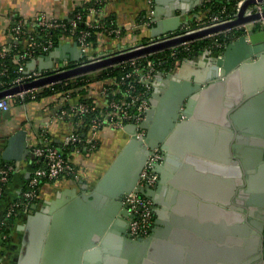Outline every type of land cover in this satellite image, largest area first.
Here are the masks:
<instances>
[{"label": "water", "instance_id": "water-1", "mask_svg": "<svg viewBox=\"0 0 264 264\" xmlns=\"http://www.w3.org/2000/svg\"><path fill=\"white\" fill-rule=\"evenodd\" d=\"M202 1L153 0L151 37L187 24L183 17ZM256 2L264 7V0H244L222 24L0 91L5 98L239 28L238 38L219 54L203 52L204 64L188 57L176 73L157 75L140 125L144 135L126 126L129 138L90 192L63 190L26 215L29 243L16 264H264V31L241 28L259 18L245 14ZM77 51L76 44H65L50 57L77 60ZM41 61L38 69L50 67ZM154 148L164 158L155 166L158 184L149 189L138 181ZM28 156L26 131L17 130L7 138L2 159ZM133 191L155 205L154 226L145 238L127 233L122 199ZM241 244L235 254L225 249Z\"/></svg>", "mask_w": 264, "mask_h": 264}, {"label": "built area", "instance_id": "built-area-1", "mask_svg": "<svg viewBox=\"0 0 264 264\" xmlns=\"http://www.w3.org/2000/svg\"><path fill=\"white\" fill-rule=\"evenodd\" d=\"M243 1L244 0H237L235 2L231 17L229 16L226 19H219L218 17L213 16L209 18L208 22L205 21L206 19H198L194 17L191 22L182 24L176 31L168 32L158 37H151L140 45L123 48L122 50L107 56L89 55L92 48L91 41L89 40L91 30L102 28V19L99 18L97 21L93 19V17H96V15L100 13V7L103 0H91L86 13L81 11L75 12L69 20L68 26H66L63 19L48 16L45 13H38L29 20L16 19L9 28L10 43L5 47L0 48V91L58 75L70 69L95 62L108 56L121 54L131 49L169 41L208 26L222 24L234 18ZM148 3L151 7L153 6V0H148ZM252 7H250V10H252ZM250 10L248 9L245 14L248 15L255 12L259 14V18L241 28L244 29L245 33L248 30L264 31V16H261L264 12V7L256 2L255 8L252 11ZM152 15L153 11L142 21L141 27H151L153 24ZM79 22L84 25L85 30L77 31V25ZM192 23H195L194 27L191 25ZM30 28L32 32L29 31ZM55 30L67 32L66 37L76 42L77 52L80 58L77 60L55 58L51 60L49 68L38 69L35 67L36 65H34L33 68H28L27 65L30 62L35 64L37 59H44V57L47 58V56L57 48L55 46V41L50 36ZM237 30H239V28ZM105 32L108 36L115 35L117 37L119 35L118 31L113 29L105 28ZM217 35L218 34L211 35L202 39L214 38ZM223 35L228 38L229 42L237 39L240 34L236 36L233 35L231 31H228L223 33ZM24 38L26 40L25 45L22 44ZM190 43L191 42H185L166 50L156 52L161 53L169 51L168 57L175 66L173 69L167 71L158 70L155 67V63L160 62L161 58L157 60L146 58L153 54L143 56L146 59L142 64L139 63L138 58L124 62L123 64L128 65L130 70L126 72L119 81V85L123 86V92L119 98L113 97L107 99L105 107L100 110L97 109L95 105L86 104L80 101L72 103L74 95H72L71 92L59 90L68 86L70 82L77 83L75 79L79 76L56 81L38 88L21 91L12 96L0 98V112H6L11 108L13 101L36 100L39 96L46 93V91H49L51 97H58V101L63 105L59 113L56 115L57 118L61 120L68 117L80 119L89 113L94 114L84 136L79 132L81 122L78 121L76 123L79 128L66 136L59 145L46 143L47 140L45 139L42 140L43 143L41 145L30 149V163L39 166L32 168L21 196L8 205L5 213L7 220L12 216H17L18 214L26 215L32 211V206L35 205L33 201L38 197V187L43 181L57 180L66 177L70 179L80 178L82 173L75 167L70 157L67 155L68 153L66 150L76 154H84L85 156L93 154L98 148V134L104 128L120 131L126 126L132 125L135 127V136L138 137L144 135V130L140 128V125L146 121V113L150 109V83L158 74H161L162 77L173 74L177 66V56L182 51L188 52ZM213 47L222 48L223 44L215 40ZM207 50L211 52V49ZM7 60L17 66L15 71L17 75L9 81L3 79L7 75L5 73L7 70ZM138 85H141L142 87L137 88ZM103 93L108 97L111 94L115 95L116 90L106 88L103 90ZM45 134L44 130V134L42 135ZM163 158L164 155L161 149L154 148L151 150L146 164L140 173L138 181L139 186L149 189H154L157 186L158 175L155 172V166L162 164ZM13 170L14 167L10 164L0 165V196L3 194V191L9 182ZM122 202L127 210V233L129 237L132 239L147 237L154 224L155 205L152 200L133 191L126 194L123 197Z\"/></svg>", "mask_w": 264, "mask_h": 264}, {"label": "crops", "instance_id": "crops-1", "mask_svg": "<svg viewBox=\"0 0 264 264\" xmlns=\"http://www.w3.org/2000/svg\"><path fill=\"white\" fill-rule=\"evenodd\" d=\"M90 1L91 0H0V48L10 43L9 28L16 19L29 20L38 13H45L48 16L67 20L76 8L86 3H91ZM208 1L209 0H203L202 4ZM228 1L229 0H217L221 8L224 7L223 3ZM100 8V13L97 14L96 17H93V19L97 21L99 18L102 20L109 19L113 26L111 29L117 30L119 35L117 37L115 35L108 36L105 30L100 33L95 32V41L91 43L92 48L89 55L107 56L123 48L140 45L151 38L150 28L154 23L151 27H141L142 21L153 11V6L151 7L148 0H103ZM207 11L196 13L194 10L186 14L183 18L188 22H191L194 17L206 19L208 15ZM29 31L32 32L31 28ZM229 31L232 32L235 30L232 29ZM225 32L228 31H224L218 35H223ZM22 44H26L25 38ZM65 44L72 47L76 42L65 36L61 39L59 46ZM205 50L192 56L193 59L198 60L200 64H204L205 59L203 61L202 59ZM77 55L79 56L78 52ZM55 58L56 57H50V55H48L47 58L44 57V59H42L41 63L43 65L45 63L47 64ZM38 63L37 59L35 62L36 68H38ZM181 63L175 69L174 73L178 71ZM108 86L103 84V82L93 81L83 94L84 98L91 101L97 108H104L106 105V96L103 90L110 87ZM80 97L81 95L79 93L76 94L72 103L77 102ZM58 99L56 100L50 96H44L36 100H28L25 102L16 100L12 102L11 108L8 111L0 112V165L10 164L14 167L9 182L3 194L0 196V264H16L25 252V248H27L29 243L26 215H32L40 211V209L45 208L47 204L55 198L57 193L63 190L75 189L78 194L84 190L86 193L90 192L98 178L106 170L120 148L129 138L124 129L119 131L104 128L98 134V148L93 154L85 156L84 154L66 151L75 167L82 173L80 178L73 180L60 178L54 182L45 183L40 186L37 202L34 205L35 207L32 206V211L26 215H18L17 218H14L12 224L6 228V232L2 233L1 226L5 225L7 222L5 215L7 207L11 202L21 196L25 183L31 173L30 149L41 145L43 143L42 140L45 139L47 140L46 143L59 145L66 136L79 128L76 121H73L70 117L63 120L57 118L56 115L63 106ZM20 129L26 131L29 156L21 161L3 160L2 154L6 147L7 138ZM44 130L46 134L42 135L44 134ZM233 225H235V223ZM160 227L162 228V226ZM250 237L251 235L249 238ZM242 246L243 244H241V246L229 245L225 249L235 254ZM216 248L224 249V246L220 247L217 245ZM222 252L223 251L219 250L218 253L222 255ZM31 259L32 253L28 260ZM217 263L235 264L226 260H224V262L218 261Z\"/></svg>", "mask_w": 264, "mask_h": 264}, {"label": "trees", "instance_id": "trees-1", "mask_svg": "<svg viewBox=\"0 0 264 264\" xmlns=\"http://www.w3.org/2000/svg\"><path fill=\"white\" fill-rule=\"evenodd\" d=\"M236 1L237 0H229L228 2H224L223 3L224 7L221 8V5L217 2V0H209L208 2H205L201 6L197 7L195 9V12L196 13L201 12V11L206 12L208 10L207 11L208 15H207V18L205 20L206 22H208L209 18H211L213 16H216L219 19H226L227 17L232 16L233 10H234L233 8H234ZM89 6H90V3H86L85 5L76 8L75 11L69 17V19L64 20V22L66 23V26H68L69 20L72 18V16L74 15L75 12L81 11L83 13H86L87 7H89ZM101 24H102V28H97L95 30H91V35L89 37V40L91 41V43H94V41H95V32L100 33L101 31H104L105 28H108V29L113 28V26L111 25V21L109 19L101 20ZM191 25H193V27H194L195 23H192ZM77 26H78L77 31L85 30V27H84V25H82V23L79 22ZM232 33H233V35L237 36V35H239L240 32L238 30H235V31H232ZM66 34H67V32H61V31H57V30H55L51 33L50 36L55 41L56 47L59 46V44L61 43V39L63 37H65ZM215 40L220 42L221 44H223V47L228 42V38H226L222 34L217 35L214 38L195 40L189 44V51L188 52L182 51L177 56L176 68L183 61L184 58L192 57V56L200 53L201 51H203L205 49H211L212 55L219 54L223 50V47L222 48H214L213 43L215 42ZM168 52L169 51L156 53V54H153L151 56H147L146 58L147 59H156V60L161 58L160 62L155 63V67L158 70H166L167 71V70L173 69V67L175 66V65H173V62H171L170 58L168 57ZM146 58H144V57L138 58L139 63L142 64V62ZM6 65H7V70L5 73L7 75L3 79L5 81H9V80H12L17 75L15 72L17 69V66L15 64H13L12 62H10L9 60L6 61ZM129 70H130V67L128 65L122 63V64L117 65V66L102 69V70L98 71V74L95 76H93L94 72L90 73V74H85V75L79 76L78 78L75 79L77 83L70 82L68 84V86H66L63 89H59V90H64L65 92H71L72 95H74V96L79 93L81 95V97L79 98L78 101L93 105L91 103V101L84 98L83 94L86 92V89L89 86V84H91V82L100 81V82H103V84H105L107 86L109 85L110 86V87L108 86L109 88L116 90V94L115 95H112V94L109 95L108 97H106V100L109 98L111 99L113 97L119 98L123 92V86L119 85V81L124 76V74L126 72H128ZM139 87H142V86L138 85L137 88H139ZM44 96H50L51 97V93L49 91H46V93H44L42 96H39V98L44 97ZM52 98H55L56 100L58 99V97H52ZM25 101H28V100L19 101V102H25ZM97 109L100 110L103 108H97ZM93 115H94L93 113H89V114L81 117L80 119L79 118H71L73 121H76V122L80 121L81 122V128H80L79 132L82 136H84L86 134L87 128L89 126V122H90L91 118L93 117ZM66 151H68V150H66ZM30 165L32 168L39 166V165H35L33 163ZM65 179L69 180L70 178L66 177ZM54 181L55 180H50V181L45 180L42 182V184H40V186H42L45 183H51ZM40 186L38 187V190H39ZM24 188H25V186H24ZM38 190H37V193H38ZM33 202L36 203L37 199H35ZM18 215L8 218L6 224L1 226V232L2 233L6 232V228H8V226H10V224H12L14 218H17Z\"/></svg>", "mask_w": 264, "mask_h": 264}, {"label": "rangeland", "instance_id": "rangeland-1", "mask_svg": "<svg viewBox=\"0 0 264 264\" xmlns=\"http://www.w3.org/2000/svg\"><path fill=\"white\" fill-rule=\"evenodd\" d=\"M98 74V72H96V73H93V76H95V75H97Z\"/></svg>", "mask_w": 264, "mask_h": 264}]
</instances>
